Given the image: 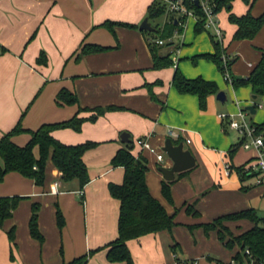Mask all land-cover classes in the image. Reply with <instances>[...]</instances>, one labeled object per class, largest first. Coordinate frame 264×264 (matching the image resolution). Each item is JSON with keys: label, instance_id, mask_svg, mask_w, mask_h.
<instances>
[{"label": "crops", "instance_id": "1", "mask_svg": "<svg viewBox=\"0 0 264 264\" xmlns=\"http://www.w3.org/2000/svg\"><path fill=\"white\" fill-rule=\"evenodd\" d=\"M153 1L0 0V138L19 122L24 131L11 136V141L23 146L30 138L28 131L76 116L85 119L79 131L59 128L52 130L51 136L66 145L96 143L82 155L89 181L81 189L75 179L60 180L50 151L41 185L17 172L3 176L0 197L21 199L0 225V264H68L90 251L93 252L85 264H125L108 262L105 256L106 245L117 236L119 202L110 196L108 184L122 182L123 169L110 164L116 150L124 146L119 138L121 132L130 135L131 154L146 160L149 193L168 214L174 215L175 223L170 231L128 240L133 264H176L178 254L189 253L183 252L179 240L187 243L195 237L199 238L197 241L210 234L216 237L215 231L205 232L200 224L249 208L257 214L252 200L257 194L264 196V185H255L252 177L240 181L234 170L243 168L254 153L240 147L239 135L217 114L233 113V106L238 109L236 102L241 104L248 94L252 100L258 96L252 98L249 85L234 87L227 83L230 91L224 89L216 65L215 71L212 64L202 61L209 60L205 55L214 52L213 43L209 38V45L199 38L201 35H196L199 31H195L192 17L185 19L183 25L177 21V27L168 37L161 38L164 43L156 47L159 56H167L171 62L175 59L176 64L154 68L147 38L153 42L160 34L162 37L170 20L177 16L165 10L149 19L147 8ZM248 9L251 15H260L264 12V0H255L249 8L243 0L231 3L235 15ZM218 13L227 21L225 10ZM145 17L156 29L151 32L155 34L152 39L138 29ZM105 21L134 27L114 25L110 31L101 25ZM227 23L226 35L217 21L223 31L225 52L232 55L230 72L233 77L245 78L264 48V23L253 39L237 41L232 40L235 26ZM177 37H182V42ZM185 43L191 46L185 48ZM85 45L107 49L81 53ZM182 57L191 58L192 63L181 61ZM175 67L187 79L199 77L216 85V91L206 96L204 107L199 106L197 95L180 93L172 86ZM62 89L74 94L77 103H57L56 95ZM219 91L225 94L223 102L216 98ZM249 105L256 106L254 114L263 107L256 101ZM97 109L105 111L97 115ZM94 115V121L87 120ZM171 127L179 132L178 139L172 141L183 143L193 155L195 165L174 174L171 199L167 201L161 193L163 177L158 167L169 168L171 161L165 157L158 164L153 153L134 142L144 138L152 148L160 150ZM231 150L234 151L229 153ZM33 153L37 157L36 147ZM227 163L230 171L225 175L223 166ZM54 182H58L56 192L51 191ZM33 204L38 205L41 242L29 233ZM188 205L198 213L196 216L185 212ZM57 211L63 219L61 227L57 225ZM229 222H225L227 227ZM9 230H13L12 240L7 235Z\"/></svg>", "mask_w": 264, "mask_h": 264}, {"label": "trees", "instance_id": "2", "mask_svg": "<svg viewBox=\"0 0 264 264\" xmlns=\"http://www.w3.org/2000/svg\"><path fill=\"white\" fill-rule=\"evenodd\" d=\"M180 1L185 8L191 10L195 15V31L205 30L203 27L205 16L201 5L202 1L206 3L214 14L221 10L227 12V21L235 26L232 40L253 39L264 23V12L258 16L251 15L249 9L242 15H235L232 13L231 3L233 0H197V3H195V0ZM254 1L255 0H243L248 8ZM165 10V6L160 0H154L148 6L146 16L149 19H153L160 16ZM175 21L176 24H178V18H172L170 20V23L165 29L166 32L162 36L164 39L177 27ZM101 25L110 31H112L114 25L134 27V25L131 24L112 21H105ZM142 33L145 36H150L151 39L155 36L154 33L147 31H142ZM159 37V39H161V34ZM210 39L213 43L214 52L205 55V57L211 60L216 65L217 69L221 71L220 57L225 49H222L211 34ZM147 44L153 58L154 68L172 65V62L168 60L167 56H159L157 54V44L150 41L149 38H147ZM105 49L107 48L98 45H85L81 48V53L98 52ZM39 61H41L40 57ZM232 61L233 60L229 61V71ZM232 79V85L234 87L238 85H249L254 95L264 99V48L260 49L259 61L245 78H236L232 76ZM171 84L180 93L197 95L201 108L204 107L206 96L214 93L217 89L216 85L211 81H206L199 77L194 79L185 78L176 67L172 75ZM56 102L71 105L77 103V99L74 94L62 89L56 95ZM255 107L256 106H254V108ZM96 111L97 115H101L105 110L97 109ZM95 119L96 116L94 115L90 116L87 120L94 121ZM84 120L83 118L74 116L67 121L42 124L36 130L28 131L30 138L23 146H17L11 141V136L24 131L18 122L9 132L3 134L0 138V181L6 173L17 172L23 177L32 179L36 185H41L44 179L46 159L50 151L51 162L59 172L60 180L70 181L75 179L78 181L81 189L89 181L87 168L82 160V155L86 150L93 148L96 143L86 141L81 144L66 145L54 139L51 136V131L59 128H70L74 131H79ZM253 124L255 125L257 133H260L264 140V120L260 123L253 122ZM173 142L176 144V141ZM35 147L38 150L37 157H35L33 153ZM130 151L131 140L129 143H126L123 147L116 150L110 160L111 166L121 167L123 169V177L120 184H108L110 196L117 199L119 202L117 236L106 245L105 256L108 262L133 264L126 245L128 240L162 230L170 231L175 225L173 221L174 215L168 214L160 202L149 193L145 182V172L147 170L146 160L140 155L133 156ZM233 151L234 150H231L229 153ZM234 170L239 175L240 181L250 177L242 171V167H236ZM181 173L182 172L177 174L179 175ZM172 182L173 180L165 181L164 179L161 182V193L167 201L171 199L170 185ZM241 189L245 190L244 187ZM20 199L21 198L18 196L0 197V225L5 219L11 216L12 211L15 209ZM37 212L38 205L33 204L31 206L28 227L30 236L41 242L43 238L37 228ZM185 212L195 216L198 214L190 205L186 206ZM238 219H248L251 222V226L238 235H233L225 225V222ZM56 220L57 225L61 227L63 219L59 211L56 212ZM200 226L203 227L205 232L215 231L217 239L222 242L224 246L231 247L233 244L237 245L238 250L234 253L232 259L248 261L241 253L244 248H247L256 261L264 260V216L259 217L252 208L217 217L209 223L200 224ZM7 235L9 240H12L13 230H9ZM171 250L174 251V247H171ZM92 252L93 251H90L78 257L68 264H85ZM207 259L214 261L213 264H229L228 262L225 263L211 258Z\"/></svg>", "mask_w": 264, "mask_h": 264}, {"label": "built area", "instance_id": "3", "mask_svg": "<svg viewBox=\"0 0 264 264\" xmlns=\"http://www.w3.org/2000/svg\"><path fill=\"white\" fill-rule=\"evenodd\" d=\"M164 6L166 11L175 14L178 18V22L180 25H183L184 20L192 17L195 18V15L192 13L191 10L185 8L180 0H160ZM202 9L205 16V21L203 23L204 29L211 32V36L213 39L224 48V36L223 31L217 24L215 19V14L211 11V9L206 5L204 1L201 2ZM172 37V36H171ZM171 37L167 39L170 41ZM153 42L157 45H161L164 43L162 39H155ZM232 60V56L226 53L225 51L222 52L220 57L221 62V71L224 77V80L232 84V76L229 71V61ZM176 60L172 61V65H175ZM239 102H236L238 107L237 111L234 113H219L217 117L220 120H226L227 127L230 130L235 131L240 137V147L244 150H252L254 155L253 157L243 166L242 171L246 173L248 176L254 179L255 185H264V140L260 133H257L255 129V125L253 122L247 118V112L243 108L239 106ZM259 107V105H257ZM167 137L172 139H178L179 132L175 129H168L167 130ZM186 142H189L186 139ZM136 146L141 149H146L154 154L155 160L158 164H162L163 160L165 159V154L161 150H157L152 148L148 142L144 138H137L134 142ZM230 171L229 164H225L223 166V172L225 175L228 174ZM58 182H54L51 185V191L56 192V187ZM81 194V192H79ZM241 253L243 254L244 258H247L248 261H238L235 259H230L228 261L229 264H264V260L256 261L254 257H252L251 253L247 248H244Z\"/></svg>", "mask_w": 264, "mask_h": 264}, {"label": "rangeland", "instance_id": "4", "mask_svg": "<svg viewBox=\"0 0 264 264\" xmlns=\"http://www.w3.org/2000/svg\"><path fill=\"white\" fill-rule=\"evenodd\" d=\"M215 16L217 18V21H218L220 27L222 26L224 31H226V35L229 34V29L226 27V24H228V23L225 19H222V18H224L223 15L216 13ZM191 20L192 19H190V21ZM184 28L186 29L187 27H184ZM191 32H192V29H191ZM210 34H211V32L205 29V30L199 31L196 35L197 36L201 35V36H199V38L204 39L207 42V44L211 45L210 40H209ZM161 38H163V37H161ZM177 39L182 42V37L181 38L177 37ZM199 42H200V40L196 42V45H198ZM223 45H225L224 42H223ZM167 46H169V45H167ZM190 46H191L190 43H185V45L183 47L187 48ZM183 47L181 45V48H183ZM222 49H225V48L222 47ZM179 52H180V49H179ZM181 61H187L188 63H192L191 58H189V57H186V58L182 57ZM202 61L212 64V66L215 68L214 63L211 62L210 60H202ZM215 71H216V68H215ZM216 72L219 76L221 84L224 86V89L227 91H230V86H228L227 82L224 80L222 71L218 70ZM247 96H248L247 100H242L240 107L244 109V107L249 105V103H251V102L253 103L255 101H256V103L261 104L263 107L261 109H257L255 114H250L249 112H247V118L250 119L254 123L262 122L264 120V99L262 97H258L256 100H252V99H250L249 94ZM236 111H237V108L235 106H233V113ZM169 129H174V128L171 127ZM124 145H125V143H124ZM253 192L256 193V190H254ZM253 197H254V200H252L253 201L252 203L254 204V207L256 208L258 216L259 217L264 216V196L262 197V195L257 194V196H253ZM250 223L251 222L248 219L231 220V222H229V224H228V227H229V230L231 231V233L233 235H238L239 233L244 231L246 228H248L249 225H251ZM195 239H196V243H195ZM195 239L193 238L191 240V242L189 239V241L187 243L184 242L183 240L178 241L183 252L188 251L189 253H188V255L178 254L177 259L179 260V262L176 264H191V263H193L194 260H196V262H195L196 264H213V261L208 260L206 258V255H209L210 258H212V259H218L222 262H225V261L229 260L230 257L233 256L234 253H236V251L238 250L237 245L233 244L231 247H226L222 244V242H220L217 239V237H215L211 234L209 236H205V239L203 238V240L197 241V239H199V238H196V237H195ZM193 243H194V246H193ZM200 257H202V258L200 259Z\"/></svg>", "mask_w": 264, "mask_h": 264}, {"label": "water", "instance_id": "5", "mask_svg": "<svg viewBox=\"0 0 264 264\" xmlns=\"http://www.w3.org/2000/svg\"><path fill=\"white\" fill-rule=\"evenodd\" d=\"M195 3H197V0H195ZM138 29L147 32L156 31V29L150 25L149 21L147 20V17L143 18V20L138 26ZM255 97V95L252 96L253 99H255ZM216 98L219 101L223 102L225 99L224 92H217ZM244 110L248 111L250 114H254L255 112V108L253 105L246 106ZM119 138L120 141L125 144L129 143L130 141V135L127 132H121ZM160 150L164 152L166 157L171 161V166L169 168L163 166L158 167V170L162 174V177L165 181L173 180L174 174L189 170L195 165V159L193 155L188 149H185L183 147L182 142L174 144L169 137H166L163 141Z\"/></svg>", "mask_w": 264, "mask_h": 264}]
</instances>
